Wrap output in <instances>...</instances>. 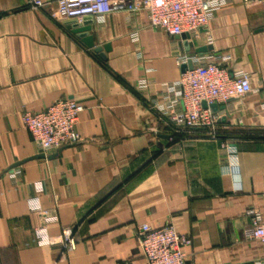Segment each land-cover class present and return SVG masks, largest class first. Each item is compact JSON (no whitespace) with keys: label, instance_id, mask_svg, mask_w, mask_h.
<instances>
[{"label":"crops","instance_id":"0c3cea01","mask_svg":"<svg viewBox=\"0 0 264 264\" xmlns=\"http://www.w3.org/2000/svg\"><path fill=\"white\" fill-rule=\"evenodd\" d=\"M26 3L0 0V264H146L141 225L188 237L186 264H264V244L246 235L249 211L264 222L263 7L233 0L189 51L211 48L229 57V74H253L249 96L219 107L213 139L172 128L152 109L181 70L172 40L145 12L134 26L121 12L93 20L94 46H110L103 61L53 18L54 4L33 11ZM61 98L84 108L81 140L33 159L41 154L22 114ZM222 142L236 149L235 162ZM40 212L55 221L45 224ZM40 226L52 238L71 230L74 248L38 246Z\"/></svg>","mask_w":264,"mask_h":264},{"label":"built area","instance_id":"2783aa9c","mask_svg":"<svg viewBox=\"0 0 264 264\" xmlns=\"http://www.w3.org/2000/svg\"><path fill=\"white\" fill-rule=\"evenodd\" d=\"M254 2L264 9V0ZM50 4L55 5L53 18L60 22H81L84 17H91L102 24L106 15L121 12L125 23L134 26L138 13H146L149 25L162 30L172 40L170 50L177 67L192 64L191 69L186 68L178 81L169 86L168 93L161 95V102L152 105L157 116L172 128L201 129L215 139L221 112L214 114L209 107L213 104L225 106L229 101L244 99L253 92V74L242 71L229 74L223 65L229 57L186 52L180 39L185 36L186 43L193 46L195 40L207 34L213 13L233 4V0H27L26 6L36 11ZM137 39L134 30V42ZM206 40L208 45L211 44L209 37ZM147 85L145 79L138 82L140 89ZM203 103L207 108L202 107ZM83 111L84 108L74 100L61 98L40 112H24L21 120L38 153L46 155L81 140L76 125ZM221 148L228 154V164L235 162L236 149L226 142L221 143ZM29 206L31 210L39 211L33 202ZM40 214L45 224L55 221L43 212ZM248 215L251 226L246 231L247 237L264 244V222L254 211H249ZM33 235L38 246L58 245L66 251L74 248L71 230H64L61 236L52 238L46 227L40 226L34 229ZM136 239L146 264H186L184 249L191 241L177 233L173 226L153 229L141 225Z\"/></svg>","mask_w":264,"mask_h":264},{"label":"water","instance_id":"95a60500","mask_svg":"<svg viewBox=\"0 0 264 264\" xmlns=\"http://www.w3.org/2000/svg\"><path fill=\"white\" fill-rule=\"evenodd\" d=\"M67 22H68L67 24L71 28L72 33L74 35H76L79 39H81L86 47L92 49V52L94 54H96L101 60L105 61L106 60V54L110 51V46L109 45H104L101 47H95L94 46L92 37L89 36V32H90L91 27L93 25V19L91 17H84L81 20V22H77L74 20L73 21H67ZM201 31H203V30L201 29ZM180 39L182 40V45H183L184 50L186 52H189L190 49L192 48V46L188 45L186 43V41H185L186 37L181 36ZM210 51H211V48L202 47V48L195 49V54H204V53H207ZM186 68L191 69L192 64L188 63L186 66H182L180 68L181 72H184ZM229 102H231V101H229ZM202 107L204 109L207 108L205 103L202 104ZM209 110L215 114L219 111V107L217 105L213 104L209 107ZM44 158H45L44 155H37L33 159H44ZM18 165L19 164L15 165L14 167H16Z\"/></svg>","mask_w":264,"mask_h":264}]
</instances>
